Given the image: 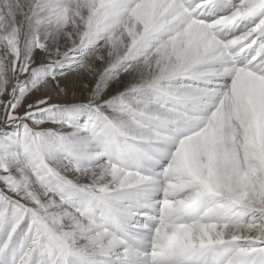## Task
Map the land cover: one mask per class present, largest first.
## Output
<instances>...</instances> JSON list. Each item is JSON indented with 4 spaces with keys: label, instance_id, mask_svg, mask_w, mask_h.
Wrapping results in <instances>:
<instances>
[{
    "label": "snow or ice",
    "instance_id": "obj_1",
    "mask_svg": "<svg viewBox=\"0 0 264 264\" xmlns=\"http://www.w3.org/2000/svg\"><path fill=\"white\" fill-rule=\"evenodd\" d=\"M0 264H264V0H0Z\"/></svg>",
    "mask_w": 264,
    "mask_h": 264
}]
</instances>
